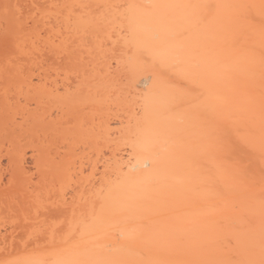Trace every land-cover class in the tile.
<instances>
[{
    "label": "bare ground",
    "instance_id": "6f19581e",
    "mask_svg": "<svg viewBox=\"0 0 264 264\" xmlns=\"http://www.w3.org/2000/svg\"><path fill=\"white\" fill-rule=\"evenodd\" d=\"M0 264H264V0H0Z\"/></svg>",
    "mask_w": 264,
    "mask_h": 264
}]
</instances>
